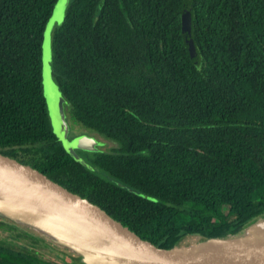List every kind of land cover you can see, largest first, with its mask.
<instances>
[{
    "label": "trees",
    "instance_id": "trees-1",
    "mask_svg": "<svg viewBox=\"0 0 264 264\" xmlns=\"http://www.w3.org/2000/svg\"><path fill=\"white\" fill-rule=\"evenodd\" d=\"M56 2L0 0V153L163 249L264 217V0H191L190 29L185 0H69L52 78L69 121L117 145L79 150L84 164L43 95ZM0 264L56 263L0 244Z\"/></svg>",
    "mask_w": 264,
    "mask_h": 264
},
{
    "label": "water",
    "instance_id": "water-1",
    "mask_svg": "<svg viewBox=\"0 0 264 264\" xmlns=\"http://www.w3.org/2000/svg\"><path fill=\"white\" fill-rule=\"evenodd\" d=\"M68 2L57 0L54 6L44 32L42 58L53 24L62 23ZM190 10L191 0H185L182 21L188 29ZM42 88L44 95L43 80ZM46 106L48 111L47 102ZM54 115L67 130L64 107L57 106ZM65 141L69 152L97 151L94 140L84 135ZM74 159L84 164L79 155ZM0 219L43 235L54 246L75 255L80 264H264V228L247 232L251 224L234 236L198 238L169 249L159 248L88 199L1 153Z\"/></svg>",
    "mask_w": 264,
    "mask_h": 264
},
{
    "label": "rangeland",
    "instance_id": "rangeland-1",
    "mask_svg": "<svg viewBox=\"0 0 264 264\" xmlns=\"http://www.w3.org/2000/svg\"><path fill=\"white\" fill-rule=\"evenodd\" d=\"M50 58H51V34H50V42L47 44L45 43V45L43 46V58H42V64H43L42 80H43V86H44V95L46 98V102L48 105V111H49L48 117H49L51 129L53 133L55 134V136L57 137L58 141L61 142L64 150L71 157L78 158L79 153L77 152V149H71V152H69L65 146L66 144L65 140L69 141L73 136L78 137L79 135L82 134L80 133L82 129L78 125L71 123L68 119V116L66 114L64 98L61 92L59 91L58 86L54 82L52 78V74L50 72V67H49L50 62H51ZM57 106L64 107V114H65V121H66L65 123L67 126V130H65V128L60 126L59 122L56 121L54 110ZM87 133L90 135H84V136L94 140L95 147L94 146L93 147L96 150L99 148V149H103L104 151H108V150H111L117 147L115 143L108 141L104 139L103 137L97 136L98 138H95L92 133L86 132V134ZM2 221H5L6 224H0V244H4L6 246H9L17 250L28 251L29 253L39 256L40 258L44 260H47V261H50L56 264H69V263L71 264L72 263L69 256L63 255L64 249L54 246L43 235L31 229H26V228L17 226L11 223L10 221L9 222L6 220H2ZM258 221L263 222L264 218L262 219L260 218ZM54 247L58 248V250H55Z\"/></svg>",
    "mask_w": 264,
    "mask_h": 264
},
{
    "label": "bare ground",
    "instance_id": "bare-ground-1",
    "mask_svg": "<svg viewBox=\"0 0 264 264\" xmlns=\"http://www.w3.org/2000/svg\"><path fill=\"white\" fill-rule=\"evenodd\" d=\"M264 228V221L263 222H256L254 224H252L249 228L246 229L247 232H253V231H257L259 229Z\"/></svg>",
    "mask_w": 264,
    "mask_h": 264
},
{
    "label": "flooded vegetation",
    "instance_id": "flooded-vegetation-1",
    "mask_svg": "<svg viewBox=\"0 0 264 264\" xmlns=\"http://www.w3.org/2000/svg\"><path fill=\"white\" fill-rule=\"evenodd\" d=\"M80 133H82V134L79 135V136H82V135H90V134H88V133L86 134L85 131H80ZM92 134H93V136H94L95 138H98V137H99V136H98L97 134H95V133H92ZM71 135H72V134H71ZM97 136H98V137H97ZM73 137H74V136H73ZM73 137H72V138H73ZM72 138H71V139H72ZM74 138H75V137H74ZM99 150H103V149H99V148H98L97 151H99ZM78 151H79V150H77V152H78ZM103 151H104V150H103ZM79 154H80V153H79Z\"/></svg>",
    "mask_w": 264,
    "mask_h": 264
}]
</instances>
